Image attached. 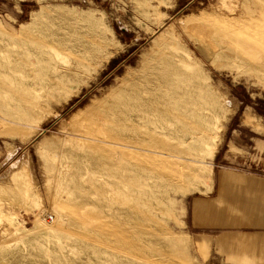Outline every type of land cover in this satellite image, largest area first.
Wrapping results in <instances>:
<instances>
[{"label": "rangeland", "instance_id": "374dc122", "mask_svg": "<svg viewBox=\"0 0 264 264\" xmlns=\"http://www.w3.org/2000/svg\"><path fill=\"white\" fill-rule=\"evenodd\" d=\"M243 116L264 0H0V264H264L194 225Z\"/></svg>", "mask_w": 264, "mask_h": 264}, {"label": "crops", "instance_id": "0c3cea01", "mask_svg": "<svg viewBox=\"0 0 264 264\" xmlns=\"http://www.w3.org/2000/svg\"><path fill=\"white\" fill-rule=\"evenodd\" d=\"M246 119V116L239 117L236 123L227 125L226 133L222 135L223 144L212 156L213 166L218 172L216 192L213 198L207 199L208 222L199 224L198 215L202 217L205 207L201 203L195 206L193 224L196 226H219L221 229L243 225L264 227V182L245 178L231 170L264 178V117ZM211 188L212 181L207 194ZM233 234L243 238L238 241L240 251H264V232H225L215 238L216 244L232 249L233 240L230 238Z\"/></svg>", "mask_w": 264, "mask_h": 264}, {"label": "trees", "instance_id": "16d2710c", "mask_svg": "<svg viewBox=\"0 0 264 264\" xmlns=\"http://www.w3.org/2000/svg\"><path fill=\"white\" fill-rule=\"evenodd\" d=\"M230 229H236V228H230Z\"/></svg>", "mask_w": 264, "mask_h": 264}, {"label": "bare ground", "instance_id": "6f19581e", "mask_svg": "<svg viewBox=\"0 0 264 264\" xmlns=\"http://www.w3.org/2000/svg\"><path fill=\"white\" fill-rule=\"evenodd\" d=\"M158 47H161V46H158Z\"/></svg>", "mask_w": 264, "mask_h": 264}]
</instances>
